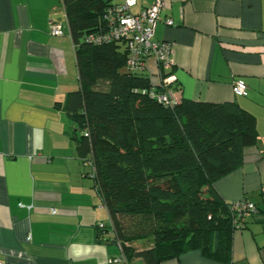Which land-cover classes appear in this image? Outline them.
Wrapping results in <instances>:
<instances>
[{"label": "crops", "instance_id": "1", "mask_svg": "<svg viewBox=\"0 0 264 264\" xmlns=\"http://www.w3.org/2000/svg\"><path fill=\"white\" fill-rule=\"evenodd\" d=\"M154 2L135 0L131 13ZM163 2L154 37L172 46L166 73L176 101L233 102L256 119L255 145L213 187L223 201L250 202L257 212L232 232L229 255L191 248L160 264H264V0ZM50 21L62 37L50 34ZM146 67L143 76L159 84L155 59ZM236 81L246 97L235 95ZM79 89L62 1L0 0V264H144L112 262L120 247L98 239L97 224L109 225V215L82 169L77 125L64 109Z\"/></svg>", "mask_w": 264, "mask_h": 264}, {"label": "trees", "instance_id": "2", "mask_svg": "<svg viewBox=\"0 0 264 264\" xmlns=\"http://www.w3.org/2000/svg\"><path fill=\"white\" fill-rule=\"evenodd\" d=\"M61 1L80 81L64 109L77 125L80 159L94 163L113 228V237L97 228L98 239L118 242L127 261L144 264H160L191 248L229 255L236 216L213 184L236 170L243 150L255 145V117L233 102L159 103L143 73L123 70L122 45L86 41L105 30L109 0ZM100 83L106 90L97 89ZM134 242L148 246L137 249Z\"/></svg>", "mask_w": 264, "mask_h": 264}, {"label": "built area", "instance_id": "3", "mask_svg": "<svg viewBox=\"0 0 264 264\" xmlns=\"http://www.w3.org/2000/svg\"><path fill=\"white\" fill-rule=\"evenodd\" d=\"M134 5L135 0H121V3L108 6L102 16L105 30L101 33L88 35L86 41L100 45H122L126 51L123 70L128 74L143 73L147 68L146 62L150 58L155 59L160 76L167 74L166 72L170 71L173 67L172 46L167 42L158 41L154 37L156 26L161 20L160 13L164 8V2L163 0H155L152 5L143 9L138 14L131 13ZM165 24L167 26H173L171 20H167ZM49 32L55 37H62L64 35L63 27L53 21L49 23ZM174 83L175 79L173 75L168 74L165 78H161L159 84L152 85L148 91L149 95L159 103L172 107L177 103L173 95L174 90L172 89ZM233 90L237 96H247V87L242 81H236ZM82 134L84 137H88L87 130L83 131ZM81 164L86 176L93 180L94 188L99 195L97 185L95 184V167L92 159H83L81 160ZM20 206L23 207L22 205ZM100 208H105V206L102 205ZM231 210L236 216L232 219V227L234 230L242 228V220L245 216L257 212L252 203L245 201L232 203ZM51 211L53 214L57 213L54 208ZM97 228L100 231H104L103 234L105 236L113 237L111 223L109 225L98 223ZM110 241L113 242V240ZM113 243L120 247L118 242ZM121 260H126L122 251L120 258L112 260V262L115 263Z\"/></svg>", "mask_w": 264, "mask_h": 264}, {"label": "rangeland", "instance_id": "4", "mask_svg": "<svg viewBox=\"0 0 264 264\" xmlns=\"http://www.w3.org/2000/svg\"><path fill=\"white\" fill-rule=\"evenodd\" d=\"M107 88V84L105 83H100L98 86H97V89L98 90H106ZM133 247L137 248V249H142L146 246H148L147 243H144V242H134L132 243Z\"/></svg>", "mask_w": 264, "mask_h": 264}]
</instances>
